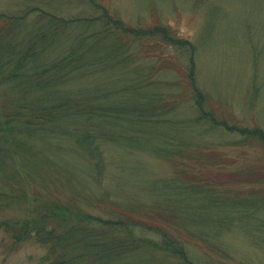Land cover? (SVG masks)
<instances>
[{
	"label": "trees",
	"instance_id": "16d2710c",
	"mask_svg": "<svg viewBox=\"0 0 264 264\" xmlns=\"http://www.w3.org/2000/svg\"><path fill=\"white\" fill-rule=\"evenodd\" d=\"M62 2L70 0L0 11V211L15 212L0 230L13 244L43 246L44 264H220L222 232L234 212L260 205L262 191L241 195L237 185L251 174L231 169L220 149L180 139L182 122L164 127L161 118L187 101L194 123L236 133L239 146L259 144L256 182L264 181L263 130L215 116L195 80L194 45L170 26L129 24L103 0H75L71 16ZM162 45L188 55L172 81L153 75L175 65L137 62ZM111 151L151 155L169 173L109 188ZM61 152L85 159L95 191L75 185L55 158Z\"/></svg>",
	"mask_w": 264,
	"mask_h": 264
},
{
	"label": "rangeland",
	"instance_id": "374dc122",
	"mask_svg": "<svg viewBox=\"0 0 264 264\" xmlns=\"http://www.w3.org/2000/svg\"><path fill=\"white\" fill-rule=\"evenodd\" d=\"M37 1L0 0V11H18L21 6ZM73 1L62 2L64 12L71 16L77 14ZM103 3L129 24L147 25L158 21L189 39L195 48L196 83L211 98L212 105L209 104L216 109L215 116L226 117L230 125L258 126L264 132V0H103ZM141 54L137 62L143 66L152 63L158 67L159 64L175 65L176 70L164 67L153 75L154 79L164 81H172L177 75L181 77L183 66L188 62V55L179 56L175 48L165 45L149 48ZM190 105L187 101L177 105L162 116V125L174 126L180 121L177 131L180 139L215 147L231 156V169L252 175L247 183L237 185L239 193L259 189L264 201V181L256 182L257 176L251 173H257L263 162L261 146L257 143L239 146L234 143L238 137L236 133L219 125L210 127L207 122L194 123L191 119L195 111ZM204 107L209 109L208 104ZM55 158L68 167L75 185L84 193L95 189L90 178L91 167L80 155L61 152ZM107 160V175L111 181L107 178L105 185L109 188L116 185L115 181L123 182L127 178L136 180L169 173L164 160L143 152L120 157L111 151ZM128 169L131 171L126 172ZM263 201L257 207L238 211L246 216L234 212L232 227L220 237L228 257L213 256L220 264H264ZM13 215L15 212L9 209L0 211V219ZM45 252L43 246L32 241L13 244L0 230V264H44L40 259Z\"/></svg>",
	"mask_w": 264,
	"mask_h": 264
}]
</instances>
